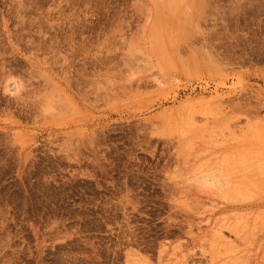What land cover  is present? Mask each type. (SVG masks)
Returning <instances> with one entry per match:
<instances>
[{"label":"rangeland","instance_id":"obj_1","mask_svg":"<svg viewBox=\"0 0 264 264\" xmlns=\"http://www.w3.org/2000/svg\"><path fill=\"white\" fill-rule=\"evenodd\" d=\"M161 1L0 0V264H264V0Z\"/></svg>","mask_w":264,"mask_h":264},{"label":"bare ground","instance_id":"obj_2","mask_svg":"<svg viewBox=\"0 0 264 264\" xmlns=\"http://www.w3.org/2000/svg\"><path fill=\"white\" fill-rule=\"evenodd\" d=\"M159 3H161L162 1L160 0H157ZM178 3V2H177ZM165 4V3H164ZM181 4V3H180ZM159 5H161V4H159ZM175 5V4H174ZM162 6V5H161ZM170 7H172V6H170ZM157 9H158V7H156ZM175 8V7H174ZM163 9V8H162ZM167 9V8H166ZM165 10V9H164ZM167 10H169V9H167ZM166 12V11H165ZM167 12H169V11H167ZM173 13V12H172ZM166 14V13H165ZM169 16V15H168ZM158 49L160 48L161 49V47H157ZM256 163H259V162H257V161H255ZM254 165H256V164H254ZM260 165V164H259ZM261 166V165H260ZM260 166L258 167V164L256 165V167L258 168V169H261L260 168ZM255 169V168H254ZM257 170V169H256ZM255 171V170H254ZM261 172V171H260ZM259 172V170H257V171H255V181H258V179H260V177H259V174H261ZM254 174V173H253ZM253 207H256V208H258V207H261V206H264V200L263 199H258V200H255L254 202H253ZM259 210V209H258Z\"/></svg>","mask_w":264,"mask_h":264}]
</instances>
